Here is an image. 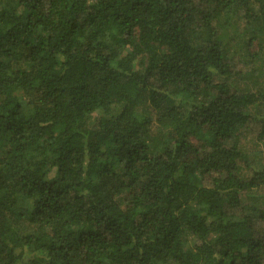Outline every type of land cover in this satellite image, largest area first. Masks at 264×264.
<instances>
[{
    "label": "trees",
    "instance_id": "trees-1",
    "mask_svg": "<svg viewBox=\"0 0 264 264\" xmlns=\"http://www.w3.org/2000/svg\"><path fill=\"white\" fill-rule=\"evenodd\" d=\"M238 20L264 40V0H0V264H264Z\"/></svg>",
    "mask_w": 264,
    "mask_h": 264
},
{
    "label": "rangeland",
    "instance_id": "rangeland-1",
    "mask_svg": "<svg viewBox=\"0 0 264 264\" xmlns=\"http://www.w3.org/2000/svg\"><path fill=\"white\" fill-rule=\"evenodd\" d=\"M255 35L256 33L251 32L245 26L244 20H238L227 33L232 45L237 44V48L239 49L238 54L232 60L237 72L234 84L241 90L251 94H256L258 88L264 89V68L256 67L258 66L257 62L264 58V40L256 43V40H254L256 39L254 38ZM233 38L236 40H232ZM250 40L255 41L252 52L259 53L258 59L255 62L254 59H251L253 54L250 51L248 52L250 47L247 43ZM252 75H255L254 78L260 77L259 81H263V84L258 86L254 85ZM262 91L264 93V90ZM258 105L259 115L264 114V99L261 102L258 101ZM260 117H257L256 121L249 123L244 129H241L234 137V140L239 143L244 156L241 167L243 174L247 176H252L254 170L264 167V139L260 137L259 133L261 125L257 123V121L261 120ZM263 196L264 190L258 191V197L251 198L250 205L258 206L263 201Z\"/></svg>",
    "mask_w": 264,
    "mask_h": 264
}]
</instances>
